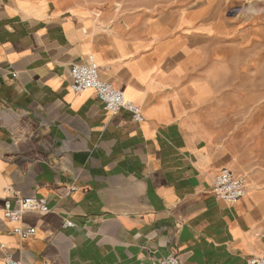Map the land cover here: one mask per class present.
I'll return each mask as SVG.
<instances>
[{"label": "crops", "instance_id": "0c3cea01", "mask_svg": "<svg viewBox=\"0 0 264 264\" xmlns=\"http://www.w3.org/2000/svg\"><path fill=\"white\" fill-rule=\"evenodd\" d=\"M150 32L127 40L71 0H0V202L20 194L48 206L21 217L36 231L26 240L0 215V245L22 264L264 255V195L252 179L255 192L233 206L212 195L220 170L243 176L194 89V38ZM90 56L142 122L106 113L91 90L71 92V65Z\"/></svg>", "mask_w": 264, "mask_h": 264}, {"label": "rangeland", "instance_id": "374dc122", "mask_svg": "<svg viewBox=\"0 0 264 264\" xmlns=\"http://www.w3.org/2000/svg\"><path fill=\"white\" fill-rule=\"evenodd\" d=\"M71 1L127 40L160 27L194 38V89L238 155L247 197L264 195V0Z\"/></svg>", "mask_w": 264, "mask_h": 264}, {"label": "built area", "instance_id": "2783aa9c", "mask_svg": "<svg viewBox=\"0 0 264 264\" xmlns=\"http://www.w3.org/2000/svg\"><path fill=\"white\" fill-rule=\"evenodd\" d=\"M70 78L71 92L93 91L96 99L102 105L103 111L106 113L116 115L121 110H124L131 114L134 122L140 123L143 121L139 107L127 100L122 91L116 90L110 84L100 79L98 66L92 56L88 57L86 64L71 65ZM211 191L215 199L233 206L247 196L246 179L235 175L228 169H222L214 177ZM31 212L47 213L48 206L45 199L18 194L12 198L3 199L0 202V215L2 219L14 225L11 233L21 240H26L35 235L36 231L34 228L25 227L20 222L24 214ZM63 227L73 228L74 225L67 221L63 223ZM0 249L3 251V264H22L21 261L14 258L13 254L4 245H0ZM150 264H179V262L175 257L168 255ZM248 264H264V255L250 259Z\"/></svg>", "mask_w": 264, "mask_h": 264}]
</instances>
